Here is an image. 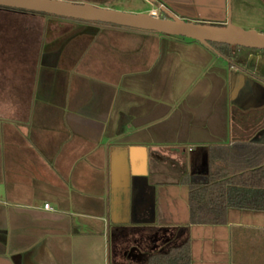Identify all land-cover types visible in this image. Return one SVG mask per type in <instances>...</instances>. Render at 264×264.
Listing matches in <instances>:
<instances>
[{"label": "crops", "instance_id": "crops-1", "mask_svg": "<svg viewBox=\"0 0 264 264\" xmlns=\"http://www.w3.org/2000/svg\"><path fill=\"white\" fill-rule=\"evenodd\" d=\"M172 1L186 19L224 13L225 0ZM39 19L37 49L11 47L0 28V264H147L185 240L190 264H264V213L188 225L177 196L185 175L207 173L208 147L261 143L233 117L243 84L230 60L179 38ZM50 22L66 29L47 38Z\"/></svg>", "mask_w": 264, "mask_h": 264}, {"label": "trees", "instance_id": "trees-1", "mask_svg": "<svg viewBox=\"0 0 264 264\" xmlns=\"http://www.w3.org/2000/svg\"><path fill=\"white\" fill-rule=\"evenodd\" d=\"M105 1L94 2L101 5ZM85 3L89 1L85 0ZM0 11L79 22L22 10L0 8ZM107 26L120 28L114 25ZM210 46L227 60L244 61L249 54L256 52L223 44ZM207 161L206 174H187L182 179L188 190V225H224L229 209L264 213V144L236 142L231 146H210L207 149ZM147 264H190L189 241L185 240L179 245L172 246L165 253L151 255Z\"/></svg>", "mask_w": 264, "mask_h": 264}, {"label": "water", "instance_id": "water-1", "mask_svg": "<svg viewBox=\"0 0 264 264\" xmlns=\"http://www.w3.org/2000/svg\"><path fill=\"white\" fill-rule=\"evenodd\" d=\"M165 15L127 14L98 7L89 3H74L65 0H0V8L46 14L79 22L114 25L120 28L152 33L165 37H180L197 42L211 50V44L264 51V34L245 31L229 23L215 25L198 20L182 18L156 0H148ZM254 71L256 58L250 56L246 67Z\"/></svg>", "mask_w": 264, "mask_h": 264}, {"label": "rangeland", "instance_id": "rangeland-1", "mask_svg": "<svg viewBox=\"0 0 264 264\" xmlns=\"http://www.w3.org/2000/svg\"><path fill=\"white\" fill-rule=\"evenodd\" d=\"M74 3H85V0H65ZM87 1V0H86ZM89 4L102 7L105 9L123 12L127 14H140L146 13L151 14V11L155 10V17H165V15L150 3L148 0H106L105 3L99 4L93 0H88ZM192 14V13H191ZM40 16L25 15L20 13H11L0 11V28H7L10 39V46L16 47L18 39H24L25 44H28L32 49L38 48L39 35L41 37V31L43 30V25L41 24ZM197 17L199 20L205 23H211L215 25L226 24L228 21L234 27L240 28L245 31H255L257 33L264 34V0H225L224 3V13L216 12L213 10H206L198 12L195 16H187V19H193ZM186 19V18H185ZM52 22V21H51ZM49 23L46 26V37H52L53 34L62 33L64 31L65 25H53ZM100 26V25H98ZM107 26V25H101ZM129 30V29H127ZM1 32V31H0ZM186 42L185 46L180 48L183 49H207V47L202 46L199 43H192L191 40L182 39ZM209 49V48H208ZM214 52L219 56L217 50L213 49ZM258 51V52H257ZM257 53L263 55L261 57V64L258 62L256 66V72L264 76V51L256 50ZM219 83V80H218ZM220 85V83H219ZM177 196L179 202L182 200L186 207L187 205V189L185 186L177 187ZM250 216H257L251 215ZM198 235V234H197ZM198 239V238H197ZM205 243V242H203ZM208 244H199L197 241V248L203 246V248ZM200 246V247H199ZM241 256L245 254L243 252L250 251V247L247 243H244L243 248L240 250Z\"/></svg>", "mask_w": 264, "mask_h": 264}, {"label": "flooded vegetation", "instance_id": "flooded-vegetation-1", "mask_svg": "<svg viewBox=\"0 0 264 264\" xmlns=\"http://www.w3.org/2000/svg\"><path fill=\"white\" fill-rule=\"evenodd\" d=\"M159 4L165 6L168 10L172 11L174 14L178 13L176 7L178 1L173 2L172 0H156ZM151 3V2H150ZM174 6V7H173ZM197 19V18H196ZM252 56L256 58V63L254 66V71L250 72L249 68L252 66V62L246 67V62L248 58ZM257 52L249 54L246 60L243 61V65L239 63L237 59H232L229 61L230 66L235 69L234 73H231V82L236 85L238 81V74H242V90L236 97L231 100L233 102L232 110L233 117L235 115H241L242 126L247 129V131H256L261 142L264 144V76L256 72V66L258 62L261 64V57ZM239 72V73H236Z\"/></svg>", "mask_w": 264, "mask_h": 264}, {"label": "built area", "instance_id": "built-area-1", "mask_svg": "<svg viewBox=\"0 0 264 264\" xmlns=\"http://www.w3.org/2000/svg\"><path fill=\"white\" fill-rule=\"evenodd\" d=\"M151 15L155 17V12H153ZM43 209L44 210H48L49 209V205L48 204H44Z\"/></svg>", "mask_w": 264, "mask_h": 264}]
</instances>
